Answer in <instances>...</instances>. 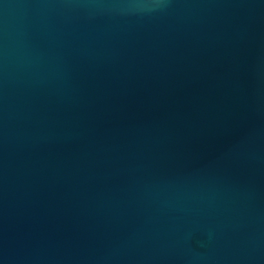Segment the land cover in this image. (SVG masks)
<instances>
[{"label":"water","instance_id":"water-1","mask_svg":"<svg viewBox=\"0 0 264 264\" xmlns=\"http://www.w3.org/2000/svg\"><path fill=\"white\" fill-rule=\"evenodd\" d=\"M0 264H264V0H0Z\"/></svg>","mask_w":264,"mask_h":264}]
</instances>
